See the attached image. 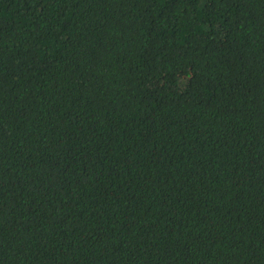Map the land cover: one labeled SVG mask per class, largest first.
<instances>
[{
	"label": "trees",
	"instance_id": "obj_1",
	"mask_svg": "<svg viewBox=\"0 0 264 264\" xmlns=\"http://www.w3.org/2000/svg\"><path fill=\"white\" fill-rule=\"evenodd\" d=\"M0 264H264V0H0Z\"/></svg>",
	"mask_w": 264,
	"mask_h": 264
}]
</instances>
